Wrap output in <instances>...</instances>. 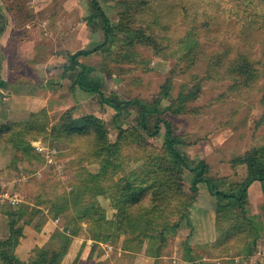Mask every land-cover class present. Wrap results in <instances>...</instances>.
I'll use <instances>...</instances> for the list:
<instances>
[{"label": "rangeland", "instance_id": "1", "mask_svg": "<svg viewBox=\"0 0 264 264\" xmlns=\"http://www.w3.org/2000/svg\"><path fill=\"white\" fill-rule=\"evenodd\" d=\"M141 1L142 5L136 14L137 21L154 35L159 49L138 45L134 50L135 55L128 59L121 56L119 44H114L107 53L94 51L78 59L92 67L94 76L101 77L103 89L113 90L125 98L151 99L170 78L169 95L161 101V106H164L206 72V60L188 64L190 60L185 56L192 44L181 42L187 35L198 38L199 34L188 27L190 32L186 33V28L178 25V21L188 18L192 23L201 22L206 16L202 11L210 10V0ZM3 2L5 4L1 5L0 11L3 17H6V12L10 18L8 29L11 27V32L8 31L0 42V77L11 81L12 88L1 92L2 121H21L28 118L31 112L44 109L48 115L46 119L53 124L62 111L72 107L75 116L93 113L101 117L108 141H117L116 126L121 124L122 117L114 122L113 109L99 102L96 94L83 93L76 86L72 88L70 72L62 74L61 65L69 64V54L93 47L103 39L100 28L94 30L93 25L87 24L86 18L93 11L90 1ZM98 2L112 23L120 20V13L125 8L118 0ZM167 5L169 10H172V5H179L182 10L176 22L166 17ZM157 15H160L159 18ZM258 73L257 79L248 86H236L232 84L231 78L204 80L197 98L187 103L189 112L172 114L167 111L164 114L174 133L181 136L183 151L196 160L205 159L211 166V175H227L232 180H239L244 167L239 165L231 168V158L252 146L258 147L264 155V105L261 101L264 68L258 69ZM213 76L217 78L215 72ZM121 125L129 126L125 123ZM162 141V135L156 138L157 144L160 145ZM135 142V135L118 141L121 148L117 161L122 169L113 178L126 175L144 162L147 154L157 152L153 151L151 145L142 143L139 147ZM30 144L39 155L32 152L27 157L22 156L19 163L18 159H14L15 152L8 153L0 148V167L4 164L5 169L9 168L6 176L10 183L3 188L5 192H10L6 193L7 196L16 197V208L21 207L23 210V215L14 224V227L20 228V233L17 235L18 244L14 248V255H11L12 264H18L16 261L40 264L39 260L49 256L53 250L57 252L59 264H202L201 261L204 264H259L258 249L247 255L248 249L243 243L236 244L226 254L214 247L215 230L211 226L209 214L203 209H212L213 212L215 201L203 197L201 193L190 208V217L194 222L192 233L189 235L188 227H180L174 236L167 238L161 255H156V250L152 248L156 240L126 243L122 230H116L110 222L94 221L89 210V203L96 200L106 210V219H110L113 213L109 198L99 194L100 179L91 189L83 184L89 178L87 173L100 170L98 160L91 161L92 146L88 139H78L66 145L55 138L50 140L47 136H37L30 139ZM56 145L63 148L54 149ZM0 147L12 145L2 140ZM8 163H11L9 167ZM18 164L20 169L17 170ZM183 175L184 179L190 181V173L184 170ZM13 178L15 183L12 182ZM12 185L16 191L12 192ZM84 188L86 190L80 194L79 201L71 196L72 192ZM57 198L59 201L67 198L69 206L63 213L49 216V201H57ZM252 206L253 211L260 213L258 218L263 230L264 196ZM73 215H79L81 219L75 220ZM51 220L56 226L51 225ZM172 221L176 220L172 218ZM65 222H68L69 229L62 230ZM76 225L77 232L73 233L70 230L75 229ZM43 226H47L49 232L43 233ZM52 226L55 228L51 231ZM187 236L195 253L192 261L182 259L184 252L181 242ZM91 240L98 242L99 247L93 246L90 250ZM150 252L152 255H148ZM261 256H264L263 250ZM0 264L9 263L0 257Z\"/></svg>", "mask_w": 264, "mask_h": 264}, {"label": "trees", "instance_id": "2", "mask_svg": "<svg viewBox=\"0 0 264 264\" xmlns=\"http://www.w3.org/2000/svg\"><path fill=\"white\" fill-rule=\"evenodd\" d=\"M89 1L93 11L86 18L87 24L93 25L94 30L100 28L103 39L93 47L69 54V64L61 65L62 74L70 72L72 88L76 86L83 93L96 94L99 102L113 109L114 122L122 117L121 124L129 126L122 127L117 124V141L110 142L103 119L93 113L75 116L72 113L73 108L69 107L59 114L55 123L50 124L46 119V111L40 109L31 112L28 118L21 121H0V141L10 142L16 155L14 159H22V156L27 157L32 152L39 155L30 144V139L37 136H47L50 140L55 138L66 145L78 139H88L92 146L91 161L98 160L100 170L87 173L89 178L83 184L91 189L100 179L99 194L109 198V205L113 209V219H106L104 207L98 201L92 200L88 205L92 218L94 221L99 219L100 222L114 224L116 230H122L126 243H140L144 239L154 242L156 240L157 243H153L152 247L156 250V255L162 254L167 238L174 236L180 227L186 226L189 228V235L192 233L194 222L190 217V208L200 194L197 184L203 182L208 194L215 201L214 247L226 254L236 244L243 243L248 249L246 254L253 253L262 232V223L258 215L250 210L248 188L255 180L264 184V155L258 147L252 146L231 158V168L239 165L244 167V173L239 180H232L227 175H211V166L205 159L196 160L183 151L181 136L174 133L164 114L167 111L172 114L189 112L187 103L197 98L204 80L231 78L232 84L236 86H248L257 79L258 69L264 68V0H210V10L202 11L206 16L201 22L192 23L188 18L178 21V25L186 28V33L190 32L188 27L199 34L198 38L187 35L181 42L192 44L185 56L190 60L188 64L194 65L206 60V72L164 106H161V101L169 95L170 78L151 99L125 98L113 90L103 89L101 77L94 76L92 67L78 59L79 56L94 51L102 50L107 53L114 44H119L121 56L128 59L135 55L134 50L138 45H150L159 49L154 35L148 33L137 21L136 14L142 1L118 0L125 10L120 13V20L116 23L108 19L98 0ZM168 6L165 9L166 17L176 22L182 10L179 5H172V10L167 9ZM180 8L184 9L183 6ZM159 16L157 15L158 18ZM3 22L4 17L0 12V31ZM213 72L217 78L213 76ZM8 88L11 90L12 82L0 77V89ZM261 101L264 105V88ZM129 135H135V143L139 147L145 143L153 146V151L157 152L147 154L144 162L115 179L113 175L122 169L117 161L121 148L118 141ZM160 135L163 136V141L159 145L156 138ZM54 148L59 150L63 147ZM184 170L190 173V181L184 179ZM80 190L71 193L77 201L86 189ZM56 200L49 201V216H57L69 206L67 198ZM22 215L21 207L8 212L9 236L0 239V257L9 264L13 263L11 255H14V248L18 244L17 235L20 233V228L14 227V224ZM72 218L81 219L79 215H73ZM172 218L176 221L171 222ZM68 225L65 222L62 230L69 229ZM76 229L77 225L70 231L76 233ZM159 246L160 250H157ZM181 246L184 252L182 259L192 261L195 253L188 243V236L181 242ZM149 254L152 255L151 252ZM56 256L57 252L53 250L49 256L39 260L40 264H59ZM16 263L37 264L31 261ZM201 263L204 264V261Z\"/></svg>", "mask_w": 264, "mask_h": 264}, {"label": "crops", "instance_id": "3", "mask_svg": "<svg viewBox=\"0 0 264 264\" xmlns=\"http://www.w3.org/2000/svg\"><path fill=\"white\" fill-rule=\"evenodd\" d=\"M2 4H5V3L3 2V0H0V9H2V6H1ZM4 15L6 17H4V24H3L2 30L0 31V42L2 41V38L7 34L8 31L11 32V27H10V29H8V26H9L11 20L7 16L6 12L4 13ZM1 50L2 49L0 48V53H2ZM0 91L3 92L4 90H0ZM0 102H1V100H0ZM3 117L4 116L0 117V121H2L1 118H3ZM3 120H5V119H3ZM0 148H2V150H4L5 152H8V153H13L14 152V149L12 147H0ZM54 149H56V148H54ZM20 160L21 159H18L17 163H19ZM10 161H12V159ZM15 161H16V159H15ZM9 164H11V163H8L7 167H9ZM3 165H2V167H0V169L3 170V172L0 170V185H1V189H0V239H6L9 236L8 212H10L13 207L16 208V206H17V204L14 205L15 202H16V200H15L16 197L15 196L14 197L7 196L8 194L6 195V193H10V192H8V191L5 192V190L3 188V186L5 184L10 183V182H8L9 181L8 180L9 177L6 176V174L8 173L9 168L5 169L3 167ZM16 169L17 170L20 169V165L19 164H18V168H16ZM2 176H6V177H2ZM10 179H12V178H10ZM12 182L15 183V179L14 178H13ZM197 186H198L199 192L201 193V195H203V197H207V199L211 198V196L207 192L206 185L203 182H199L197 184ZM11 187H12V192L16 191L15 190L16 188H15L14 185H12ZM14 195H16V193ZM262 195L264 196V184L261 181H259V180L253 181L251 183V185L249 186V188H248V199H249L250 208L252 209L251 212L253 214H256V212H257L256 215L260 214V213H258V211H253V206L252 205H253V203L255 204L258 201L262 200ZM203 211L207 212L209 214L210 223H211V226L213 227L214 211L212 212V209L211 210H207V211H206V209H203ZM262 220H263V224H264V219H262ZM50 222L52 223L51 225L56 226L53 223L54 221L51 220ZM47 224H48V222H47ZM54 226L51 227V231L55 228ZM43 227H44L43 233L47 232V231L49 232L50 229H48L47 226H43ZM97 244H98V242L96 243L95 240H91V243H90V246H89L90 250H91V248L93 246H97ZM98 247H99V245L96 248H98ZM99 249H101V248H99ZM99 249L97 250L98 252H99ZM256 249H258L257 250V254L259 256V258H258L259 259V264H264V256H261V250L264 251V229L262 230L261 235H260V237H259V239L257 241ZM98 252H97V254H98ZM92 255L93 254L91 253V256ZM212 264H213V262H212Z\"/></svg>", "mask_w": 264, "mask_h": 264}]
</instances>
